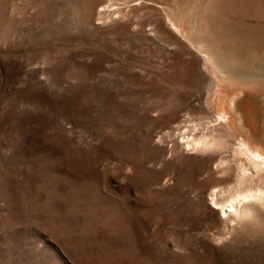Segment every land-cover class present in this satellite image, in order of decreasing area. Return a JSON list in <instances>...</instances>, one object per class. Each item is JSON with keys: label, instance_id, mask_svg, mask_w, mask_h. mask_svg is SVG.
Instances as JSON below:
<instances>
[{"label": "rangeland", "instance_id": "obj_1", "mask_svg": "<svg viewBox=\"0 0 264 264\" xmlns=\"http://www.w3.org/2000/svg\"><path fill=\"white\" fill-rule=\"evenodd\" d=\"M252 119L264 0H0V264H264Z\"/></svg>", "mask_w": 264, "mask_h": 264}, {"label": "bare ground", "instance_id": "obj_2", "mask_svg": "<svg viewBox=\"0 0 264 264\" xmlns=\"http://www.w3.org/2000/svg\"><path fill=\"white\" fill-rule=\"evenodd\" d=\"M242 86V85H241ZM244 86V85H243ZM247 87H249L250 89H251V92H253V89H257L256 87H254V86H247ZM245 89V88H244ZM247 90L250 92V90L247 88ZM255 91V90H254ZM247 92V91H246ZM250 92V93H251ZM252 94V93H251ZM253 103V102H252ZM249 104H250V102L248 103V107H250L249 106ZM255 107V106H254ZM253 107V108H254ZM224 110V109H223ZM252 110V109H251ZM256 110V109H255ZM247 112L249 113V115L251 116V111L247 108ZM221 116L222 117H225V115H224V112L222 111L221 113ZM254 115V114H253ZM255 116V115H254ZM220 119H221V117H220ZM224 119H226V121L227 122H230L229 120H228V118H224ZM236 121H238V120H236ZM242 121V120H241ZM257 121V120H256ZM256 121H253V119H252V124H250V126H249V124H247L248 126V128H249V133H251V135L253 136V137H256V138H258V142H255V143H252L248 138L247 139H241L240 140V145L242 146V148L243 149H245L250 155H251V158H253V160L255 161V163L259 166V167H264V132H262L261 130V132H262V134H260L259 133V131H258V127H257V125H256ZM262 125V124H261ZM260 126V125H259ZM258 128V129H257ZM263 128V127H262ZM264 129V128H263ZM206 139V140H205ZM204 140L205 141H207L208 139L207 138H205ZM199 140V139H198ZM197 140V141H198ZM210 140V139H209ZM208 140V141H209ZM195 141V140H194ZM205 141L203 142V143H205ZM207 141V142H208ZM199 142V141H198ZM200 142H201V140H200ZM188 143H193L192 141H190V140H188ZM203 143H201V144H203ZM194 144H196V143H194ZM201 144H198L197 146H200ZM207 144H209V142L207 143ZM190 145V144H189ZM193 146V145H192ZM202 146V145H201ZM206 146H208V145H205V147ZM264 187V186H263ZM249 188V187H248ZM247 188V190L245 189V190H242V192H240L238 195H236V196H231V200H230V202H228L229 204L227 205V207H229V209H232L233 207H234V205H236V203H237V201L239 200V199H247V198H249V197H260V196H262V195H264V190L261 188V187H259V188H257V189H248ZM253 188V187H252ZM235 194V193H234ZM242 201V200H241ZM217 203V202H216ZM243 206V205H242ZM226 207V208H227ZM239 207V206H238ZM237 208V207H236ZM233 209H235V208H233ZM227 210V209H226ZM237 210V209H236Z\"/></svg>", "mask_w": 264, "mask_h": 264}]
</instances>
